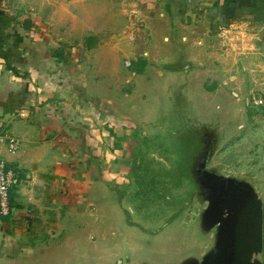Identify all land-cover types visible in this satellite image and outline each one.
<instances>
[{"label": "crops", "instance_id": "0c3cea01", "mask_svg": "<svg viewBox=\"0 0 264 264\" xmlns=\"http://www.w3.org/2000/svg\"><path fill=\"white\" fill-rule=\"evenodd\" d=\"M161 63L192 79L207 64L264 101V0H0V135L20 142L0 144L20 179L0 264H38L71 224L103 223L96 193L131 183L151 124L142 84ZM229 151L235 166L243 151Z\"/></svg>", "mask_w": 264, "mask_h": 264}, {"label": "rangeland", "instance_id": "374dc122", "mask_svg": "<svg viewBox=\"0 0 264 264\" xmlns=\"http://www.w3.org/2000/svg\"><path fill=\"white\" fill-rule=\"evenodd\" d=\"M180 64H157L162 76L152 69L142 84L151 107V124L141 144L145 154L135 161L128 187L117 190L113 183L96 193V207L105 211L103 223L92 230L84 228L83 220L76 223L80 228L71 224L67 244L58 242L46 258L43 253L38 255V264H113L122 254H129L128 259L121 257L124 264L142 259L180 264L187 257H199L208 245L211 249L213 241L194 221L197 207L170 217L175 207L170 200L180 202L192 193L187 175L178 176L177 165L184 157L187 170L195 154L202 151L203 124L217 136L213 161L217 171L245 179L264 198V117L252 104L261 98L255 95L254 99V91L248 94L250 90H237L238 86L235 90L237 81L208 79L207 64L200 68L204 72L200 79L190 78L191 73L167 71ZM230 149L243 151L235 166L224 161Z\"/></svg>", "mask_w": 264, "mask_h": 264}, {"label": "flooded vegetation", "instance_id": "af4514ba", "mask_svg": "<svg viewBox=\"0 0 264 264\" xmlns=\"http://www.w3.org/2000/svg\"><path fill=\"white\" fill-rule=\"evenodd\" d=\"M201 132L202 151L195 154L193 162L190 166H187V170L184 157L180 159L177 165V169L179 168L178 176L187 175L192 193L186 200L180 202L170 200L175 204L170 217H179L181 213L184 214L191 208L197 207L198 215L194 221L199 225L200 230L210 237L214 245L216 240L222 237L224 225L230 221L229 216L247 199L249 185L245 179L239 176L223 174L217 171L216 165L213 164L215 160L214 153L218 145L217 136L204 124ZM232 198H236L233 206L230 204ZM170 217L168 219L171 220ZM209 251L210 246L208 245L199 257H187L180 264H203L204 258ZM125 255L128 259L127 255L129 254H122L120 257H114L115 261L117 259L118 264H124L123 259H120ZM115 261L113 264H115ZM130 261H128V264H130ZM134 263L155 264L145 259L136 260Z\"/></svg>", "mask_w": 264, "mask_h": 264}, {"label": "water", "instance_id": "95a60500", "mask_svg": "<svg viewBox=\"0 0 264 264\" xmlns=\"http://www.w3.org/2000/svg\"><path fill=\"white\" fill-rule=\"evenodd\" d=\"M247 199L229 216L203 264H264V204L248 182ZM236 198L230 200L231 206Z\"/></svg>", "mask_w": 264, "mask_h": 264}, {"label": "built area", "instance_id": "2783aa9c", "mask_svg": "<svg viewBox=\"0 0 264 264\" xmlns=\"http://www.w3.org/2000/svg\"><path fill=\"white\" fill-rule=\"evenodd\" d=\"M126 65L130 67L131 63L127 62ZM252 104L262 106L264 101L254 100ZM0 144H5L10 153H14L20 147L18 139L4 133L0 135ZM19 182L17 171L8 167L4 160L0 161V217L6 218L12 214V193L19 186Z\"/></svg>", "mask_w": 264, "mask_h": 264}]
</instances>
